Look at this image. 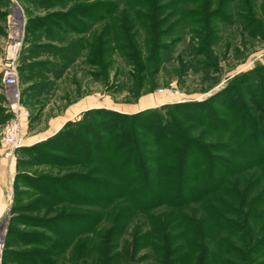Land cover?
<instances>
[{"label": "trees", "instance_id": "1", "mask_svg": "<svg viewBox=\"0 0 264 264\" xmlns=\"http://www.w3.org/2000/svg\"><path fill=\"white\" fill-rule=\"evenodd\" d=\"M42 1L43 8L54 4ZM53 1L64 5L66 1L83 0ZM110 1L56 14L60 22L68 24L66 29L61 25L58 29L77 32L69 24H81L78 18L96 22L99 18L91 12L101 5L106 12L103 18L109 23L98 39V47L90 49L95 59L92 65H102L101 56L108 53V49L102 50L107 42L103 43L102 37L111 36L114 44L110 51L118 53L137 72L139 89L146 73L157 74L166 61L176 39L169 43L165 40L176 30H185L199 42L214 29L208 21H224V0H117L122 8ZM254 4L255 0L245 8L249 14L255 12ZM140 36L144 37L142 48L137 42ZM77 47L84 50L82 42L71 43L65 50L73 52ZM197 54L209 59L206 44L197 49ZM248 100L254 104L257 124L264 128V108L252 96ZM194 108L184 104L167 108L179 111L194 125L186 130L168 110L160 112L164 107L132 115L94 109L79 121L67 122L51 137L22 148L32 162L81 169L60 177H15L12 213L17 196L23 194L17 192L21 179L33 191L23 195L34 198L25 210L44 212V216L15 215L10 219L2 264H66L64 255L68 251L71 264H133L127 260L140 248L154 252L155 264H264V158L257 162L260 174L256 175L247 171L248 165L216 156L234 154L230 140L202 146L187 132L206 127L209 132H225L242 145L247 125L214 128L191 117ZM89 116L103 119L94 123L87 121L91 120ZM198 154L204 158L193 164L199 168L190 173L191 158ZM92 164L96 167L84 169ZM98 191L105 192L109 199H97ZM157 208L166 211L152 214ZM20 224L40 231H19ZM129 225L132 240L120 252L118 240Z\"/></svg>", "mask_w": 264, "mask_h": 264}, {"label": "rangeland", "instance_id": "2", "mask_svg": "<svg viewBox=\"0 0 264 264\" xmlns=\"http://www.w3.org/2000/svg\"><path fill=\"white\" fill-rule=\"evenodd\" d=\"M47 1L50 4L54 3L52 7L43 8L42 0H0V63L9 42L10 27L17 26V23L12 21L14 15L17 16V10H19L22 19L21 27L24 36L22 48L17 57V73L20 103L30 114L27 122L22 121L23 146L13 150L12 155L6 156L8 148L1 142V133L3 126L11 120L13 115L8 109L9 101L0 84V159L8 158L15 161V173L13 178L11 177L12 195H9L10 198L0 215V234L3 236L4 242L9 221L13 216L18 215L23 218L44 216V212L25 210L26 206L34 201V198H30L27 194L23 195L33 191L21 179L17 184V192L23 194L17 196L14 213H12L13 182L18 174L32 177L40 175L60 177L64 174L80 172L81 168L79 167L60 168L40 161L33 160L32 162L28 155L22 152V148L32 145L24 142V138L29 132L37 130L42 133L50 126L56 127L63 119L67 118L68 113L75 115L64 122L60 129L67 122L83 119V115L87 111L104 109L93 108L96 106L106 107L107 110L120 109L126 112L124 114L129 115L164 107L160 112L164 114L168 110L180 122L184 130L194 127V125L185 119L179 111L167 109L169 106L184 104L191 108L195 107L191 110V114L189 113L191 117H196L201 122L205 121L206 125H214V128L219 126L218 128L230 127L234 129L246 123L247 130L242 145L234 142L235 140L225 132H209L206 127H196L192 132L188 131L187 135L197 138L202 146L212 145L216 142L225 143L230 140L229 147L234 154L232 156L225 153L215 155L248 165L249 173L260 174V169L256 165L264 158V128L257 124V112L254 104H251L248 99L252 96L264 108V0H255L253 14H249L245 8L251 6L254 0H224L221 6L224 21L219 22L216 18L208 21L210 25H215L211 30L212 36H205L199 42L194 39L193 41L185 30L182 29L184 32L176 30L170 36L171 38L165 40V43H169L176 39V42H172L166 61L160 66L157 74L146 73L147 76L142 81L144 84L142 89H139L137 84V72L118 53L110 51L114 44L111 36H108L111 38L110 40L107 36L102 37L103 43L107 39V42L101 46L102 50L108 49V53L101 56L99 63L102 65L99 68L92 65L91 61H95V59L90 56V49L95 50L98 47V39H101V33L109 23V20L103 18L106 17V12L101 5L91 12V15L99 18L96 22L78 18L79 22H82L81 24L74 21L69 24L73 25L72 27L77 32L67 33V31L62 32L58 29L59 25H61V29H66L68 24L64 25L60 22L56 14L66 13L71 8L78 6L106 2V0L66 1L64 5H59L53 0ZM110 3L113 5L118 3L119 7H123L117 0H112ZM112 15H114L113 12ZM50 16L52 19L45 21L44 24L42 20L47 17L51 18ZM29 21L31 24H28ZM75 41L76 43L82 42L84 50L77 47L73 52H67L65 50L67 46H70L71 43L76 44ZM143 41V36L137 39L141 48L144 47ZM205 44L206 55L209 59L204 54H197V49ZM160 89L173 90L176 91V94L173 96L168 93L160 94L158 93ZM144 98L155 101L149 103L151 105L153 103L162 104L151 108L140 106ZM89 117L91 120L87 121L94 123L103 119V116ZM129 123L130 121L127 122V127ZM259 131L263 133L258 135ZM203 158V154L191 158L188 167L190 173H194L199 168V166L194 167L193 164L198 165L197 161L201 162ZM93 167L96 165L92 164L84 169ZM80 193L78 192V194ZM95 193H97V199L104 200L106 198L105 192ZM106 199L108 200L109 197ZM165 211L166 208H157L152 211V214ZM130 228L129 225L126 234L118 240L120 241L118 242L120 252H124L132 240ZM17 229L23 232L40 231L24 224L18 225ZM148 229L149 227L146 231ZM153 255L154 252L149 248H140L134 256L131 255V259L127 262L155 264ZM143 256L149 258L137 261ZM64 258L66 264H71L69 251L65 253ZM123 258L124 256H122V260ZM250 259L252 260L251 256ZM255 261H259V259ZM118 264H126V262Z\"/></svg>", "mask_w": 264, "mask_h": 264}, {"label": "built area", "instance_id": "3", "mask_svg": "<svg viewBox=\"0 0 264 264\" xmlns=\"http://www.w3.org/2000/svg\"><path fill=\"white\" fill-rule=\"evenodd\" d=\"M17 16L14 15L12 21L17 23V26H11L9 32V42L5 48V55L0 63V84L4 95L9 101L8 109L13 117L7 122L2 129L1 142L8 148L6 156L12 155L13 150L23 146L22 129L23 123L30 118L29 112L23 108L20 103V87L17 73V57L22 48L23 28L21 27L22 19L17 10ZM17 17V19H16ZM19 19V20H18ZM158 93L170 95L176 94L173 90H158ZM4 249L3 236L0 234V264H2V256Z\"/></svg>", "mask_w": 264, "mask_h": 264}, {"label": "crops", "instance_id": "4", "mask_svg": "<svg viewBox=\"0 0 264 264\" xmlns=\"http://www.w3.org/2000/svg\"><path fill=\"white\" fill-rule=\"evenodd\" d=\"M151 102H155V101H151L150 99H143L140 106H149L148 108L154 107V106H158L162 103H153V105L149 104ZM93 108H104L107 109L106 107H100V106H96ZM112 111H116V112H120V113H126L120 109H110ZM75 115V114H73ZM73 115H71V113H68L67 118L63 119V121L60 122V124H58L55 128L50 126V128H48L45 132L39 133L37 132V130L29 132L26 137L24 138V142H26L27 144H35L37 142L43 141L49 137H51L52 135H54L62 126V124L68 120H70ZM14 159H8V158H1L0 159V215L2 214V212L5 209L7 200L10 198L9 195H12V180L11 177L13 178V175L15 173V165H14ZM10 179V180H9Z\"/></svg>", "mask_w": 264, "mask_h": 264}]
</instances>
